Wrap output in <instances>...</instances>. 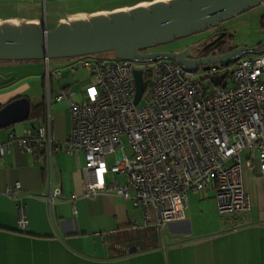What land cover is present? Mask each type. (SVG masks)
Listing matches in <instances>:
<instances>
[{
	"label": "built area",
	"instance_id": "obj_1",
	"mask_svg": "<svg viewBox=\"0 0 264 264\" xmlns=\"http://www.w3.org/2000/svg\"><path fill=\"white\" fill-rule=\"evenodd\" d=\"M66 66L70 72L84 69L90 76L81 98L62 89L54 96H66V137H51L46 103L39 124L21 135L9 133L7 140L0 141V154L8 152L10 140L35 155L43 146L48 155L57 147L65 154L82 152V170L87 175L83 194L112 192L130 199L141 211L142 226L163 227L183 219L187 194L211 179L215 182V208L222 218L248 212L250 200L242 185L240 152L256 157L259 178L264 182V53L241 54L225 65L202 70L210 73L209 85L198 76V69H185L165 56L138 62L84 54L72 57ZM141 66L150 70L145 91L142 78L139 96L144 94L146 100L137 105L132 70L140 68L142 74ZM52 74L45 66L46 82ZM58 74L55 69L53 75ZM216 74L222 75L223 85L211 81V75ZM120 135L127 138L128 154L122 151ZM108 154L114 156L109 166L105 160ZM245 164L253 168L250 157ZM107 171L124 179L106 181ZM17 188L15 183L4 191L14 195ZM58 194L54 188L44 197L49 202ZM24 222L19 218V225Z\"/></svg>",
	"mask_w": 264,
	"mask_h": 264
},
{
	"label": "crops",
	"instance_id": "obj_2",
	"mask_svg": "<svg viewBox=\"0 0 264 264\" xmlns=\"http://www.w3.org/2000/svg\"><path fill=\"white\" fill-rule=\"evenodd\" d=\"M151 1L0 0V21L40 24L43 14L53 19L54 26L68 18ZM34 65V71L12 76L7 71L14 68L4 67L0 60V107L19 96L27 97L29 105L47 103L50 135L62 140L69 129L68 105L66 96H54L62 89L81 98L88 82L78 83L87 77L90 81V76L86 70L76 69L70 72H77L73 81L56 88L41 74L40 62L18 64L25 70ZM43 65L45 71L47 60ZM72 82L78 87L72 89ZM40 121V117H27L0 127V141L7 140L9 133L21 135L35 128ZM247 157L252 169L245 164ZM240 159L242 185L250 200L247 213L222 218L215 208V182L211 179L187 194L183 219L163 227L142 226L141 211L130 199L112 192L83 194L87 175L82 170V152L65 154L57 147L48 155L43 146L35 155L10 140L8 152L0 154V264H264V182L251 152L242 150ZM116 179L121 182L124 178L116 175ZM15 183L16 193L7 194L5 188H13ZM54 188L59 194L48 202L44 196ZM19 218L24 224H18Z\"/></svg>",
	"mask_w": 264,
	"mask_h": 264
},
{
	"label": "water",
	"instance_id": "obj_3",
	"mask_svg": "<svg viewBox=\"0 0 264 264\" xmlns=\"http://www.w3.org/2000/svg\"><path fill=\"white\" fill-rule=\"evenodd\" d=\"M264 0H153L126 9L77 16L45 29L32 21H0V59H26L79 56L111 50L114 57L138 62L165 56L195 70L199 64L214 62L227 64L234 56L247 52H264V38L253 47L234 46L220 52L210 48L221 38V31L201 49L194 45L179 50L140 52L158 43L202 30L220 20L242 12ZM264 30V29H263ZM136 103L142 92L140 68H133ZM211 81L223 85L222 75H211ZM29 114V100L25 96L13 98L0 107V127L24 120Z\"/></svg>",
	"mask_w": 264,
	"mask_h": 264
},
{
	"label": "rangeland",
	"instance_id": "obj_4",
	"mask_svg": "<svg viewBox=\"0 0 264 264\" xmlns=\"http://www.w3.org/2000/svg\"><path fill=\"white\" fill-rule=\"evenodd\" d=\"M262 14H264V1H261L260 3L253 5L246 10L235 13L230 17L224 18L220 20L217 24L208 26L202 30L191 32L190 34H187L185 36L177 37L172 39L169 42L164 43H158L154 44L152 46L142 48L139 51L140 52H160V51H173L176 49H181L187 45H192L193 43L196 44H202L203 42L207 41L208 38L214 35L215 31L218 30H224L226 32L225 38L227 39V42L232 46H244V47H253L258 42H260L264 38V30L262 25L260 24V20L262 18ZM40 25L45 26V28L51 29L53 28V19L50 18L49 15L46 17L43 14H40ZM224 38V39H225ZM264 52H247L245 53L247 56H255L263 54ZM94 55L102 56V57H114V53L111 50L106 51H100L93 53ZM73 56H67V57H51L47 59V67L48 72H51L54 74L55 69H59V74L57 76L51 75L50 78V84L52 87H61L63 82L65 81H73L75 74L77 72H74L73 74H70V71L67 69V62L72 59ZM1 63L4 65V67H12L13 70L8 69L7 72H10L12 76H17L20 74H25L27 71H34V67L36 65L31 66L30 70H25V68H20L18 64L21 62H27V63H36L40 62L41 68L40 72L41 74L44 72V59L43 58H26V59H0ZM3 60V61H2ZM17 65V66H16ZM16 66V67H15ZM217 66V63L210 62V63H204L199 64L197 66V69L201 72L202 70H205L210 67ZM142 67V66H141ZM142 78L145 82L149 79V76L147 75V70H150V67H142ZM30 72V73H31ZM210 73H199V77L202 79L205 85H209L208 76ZM228 84L231 85V82L229 78H227ZM89 82L88 77L83 78L81 83H78V85H83ZM72 89H75L78 87L75 82L71 83ZM77 91V90H76ZM42 92L43 96H45V82L43 80L42 85ZM67 92V91H66ZM68 94V92H67ZM146 100L145 95L143 94L141 98L139 99L137 105L143 104ZM121 144H122V151L128 154L130 152V148L128 147L127 138L125 135L119 136ZM116 146V145H115ZM116 148V147H115ZM113 154H108L105 156L106 164L109 166L113 162ZM116 173L112 171H107V173L104 175L105 180H112L116 178Z\"/></svg>",
	"mask_w": 264,
	"mask_h": 264
},
{
	"label": "flooded vegetation",
	"instance_id": "obj_5",
	"mask_svg": "<svg viewBox=\"0 0 264 264\" xmlns=\"http://www.w3.org/2000/svg\"><path fill=\"white\" fill-rule=\"evenodd\" d=\"M221 31H224V30H218V31H215L214 35L211 36L210 38H208L207 41L203 42L202 44H196V43H193V45L195 46L193 50V52L196 53V51L198 49H201L204 45H206L210 40H212L217 34H219ZM226 36V32L225 34L219 38L218 40H216L210 48L206 49V51H209L210 49H215L217 47H220V52L224 51V50H227L228 48H232L234 46L230 45L228 42H227V39L225 38ZM225 38V39H224ZM176 50H179V49H176Z\"/></svg>",
	"mask_w": 264,
	"mask_h": 264
},
{
	"label": "trees",
	"instance_id": "obj_6",
	"mask_svg": "<svg viewBox=\"0 0 264 264\" xmlns=\"http://www.w3.org/2000/svg\"><path fill=\"white\" fill-rule=\"evenodd\" d=\"M260 24L262 25L263 29H264V15L262 16L261 20H260ZM48 83H49V77H48ZM143 84H144V91H145V82L143 81ZM49 86V85H48ZM44 107H45V104L44 102H39L37 104H33V105H29V114H28V117L29 118H42L43 116V112H44Z\"/></svg>",
	"mask_w": 264,
	"mask_h": 264
},
{
	"label": "bare ground",
	"instance_id": "obj_7",
	"mask_svg": "<svg viewBox=\"0 0 264 264\" xmlns=\"http://www.w3.org/2000/svg\"><path fill=\"white\" fill-rule=\"evenodd\" d=\"M10 22H12V23H16L17 21H11V20H9Z\"/></svg>",
	"mask_w": 264,
	"mask_h": 264
}]
</instances>
